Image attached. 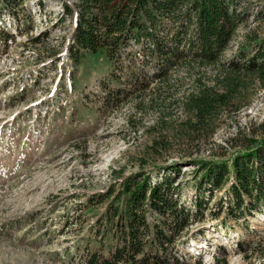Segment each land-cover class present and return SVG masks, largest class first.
I'll use <instances>...</instances> for the list:
<instances>
[{"label": "rangeland", "instance_id": "obj_1", "mask_svg": "<svg viewBox=\"0 0 264 264\" xmlns=\"http://www.w3.org/2000/svg\"><path fill=\"white\" fill-rule=\"evenodd\" d=\"M63 2L75 3L26 0L10 14L0 0V264H75L76 244L104 210L90 207L93 195L111 185L119 188L130 176L150 174L157 180L164 168L183 164L184 154L208 166L232 167L236 156L249 151L253 135L264 144V89L257 84L250 106L221 114L211 140L174 144L154 154L150 146L161 114L150 97L157 84L138 91L116 82L101 55L88 54L75 65L68 56L73 18L58 22ZM242 10L247 19L224 60L233 58L245 35L264 38V0H243ZM181 78L194 80L184 70L172 74L173 80ZM104 85L124 91L119 103L106 101ZM176 114L180 121L186 118ZM194 169L183 164L176 179L182 203L192 207L199 196L213 199L177 242L185 263L264 264V205L240 220L229 218L228 188L200 192L205 172L197 175ZM220 204L225 208L215 217Z\"/></svg>", "mask_w": 264, "mask_h": 264}, {"label": "trees", "instance_id": "obj_2", "mask_svg": "<svg viewBox=\"0 0 264 264\" xmlns=\"http://www.w3.org/2000/svg\"><path fill=\"white\" fill-rule=\"evenodd\" d=\"M5 1L10 14L14 6L26 2ZM74 1L73 6L63 2L64 14L58 19L62 23L64 16L73 18L68 56L74 64H81L88 54L101 55L114 70L111 76L116 82L125 81L138 91L157 84L150 97L161 114L154 125L158 135L150 146L156 155L174 144L211 140L221 114L250 106V90L257 84L264 89V38L245 35L233 58L224 60L248 16L242 10L243 0ZM182 70L194 77L192 83L172 79L174 72ZM208 71L213 73L211 80ZM103 90L109 103H119L124 96L118 87L104 85ZM176 109L186 118L178 120ZM260 128L264 130V123ZM255 138L248 139L249 151L236 156L232 167L228 163L208 166L190 155L180 156L183 164L195 167V174L205 172L197 184L200 192L207 189L213 194L228 188L231 197L224 212L229 218L240 220L247 213L260 212L264 205V144ZM183 164L164 168L157 180L150 174L130 176L119 188L111 185L90 197V207L104 205V210L76 244L74 263L186 264L177 242L193 222L204 217L213 197L199 196L192 207L182 203L181 182L174 185ZM224 208L220 204L213 215L221 216Z\"/></svg>", "mask_w": 264, "mask_h": 264}]
</instances>
